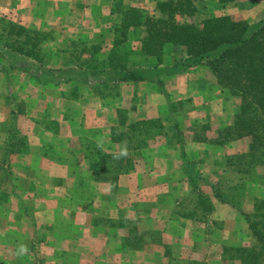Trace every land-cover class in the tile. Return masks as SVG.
<instances>
[{
    "label": "rangeland",
    "instance_id": "rangeland-1",
    "mask_svg": "<svg viewBox=\"0 0 264 264\" xmlns=\"http://www.w3.org/2000/svg\"><path fill=\"white\" fill-rule=\"evenodd\" d=\"M173 1L113 0L106 13L115 8L129 20L166 23L230 16L255 24L264 18V0H197L193 16L170 14ZM159 2L167 3L166 9ZM34 13L42 17V5ZM121 14L110 17L117 16V27L101 31L109 50L101 52L93 40L96 57L90 61L88 49L70 45L61 68H98L113 49L120 66L147 72L152 81L137 83L134 91L123 87L136 94L117 115L110 107L118 88H100L103 101L96 109L75 103L86 93L79 80L56 88L28 77L32 61L45 62L52 32L35 29L37 35H28L23 53L33 51L34 58L11 51L26 34L18 42L13 36L4 40L10 45L4 50L12 54L0 59L7 69L6 76L0 71V102L6 104L0 103V264H264V165H258L264 159L259 152L242 156L249 153L250 138L233 139L226 130L238 98L204 65L183 67L179 48L167 46L161 62L145 55L144 28L125 29ZM18 16L1 12L0 33L7 21L30 28L27 18ZM76 54L83 58L76 60ZM34 104L44 107V116L28 112ZM17 106L14 123L26 147L10 155L6 167L3 143ZM43 126L52 135H43ZM192 172L201 181L196 183ZM205 180L232 204L218 203ZM245 215L256 222L262 242Z\"/></svg>",
    "mask_w": 264,
    "mask_h": 264
},
{
    "label": "trees",
    "instance_id": "trees-1",
    "mask_svg": "<svg viewBox=\"0 0 264 264\" xmlns=\"http://www.w3.org/2000/svg\"><path fill=\"white\" fill-rule=\"evenodd\" d=\"M218 1L219 3H227L232 0ZM196 2L197 0H175L173 1L174 8L169 13H177L180 16H193L197 8ZM157 4L158 6H163V9L168 6L165 2ZM113 10L117 14H121L118 10ZM120 20L125 29L140 26L144 28L143 33L145 30V34L141 38V51L145 55L156 56L161 62L167 46H173L179 48L184 54L181 59L183 67L204 65L210 71L216 83L226 88L232 96L237 97L239 100L232 124L231 126L228 125L226 130L228 134L233 135V139L250 138L249 153L242 156L254 158L259 152L264 159V18L255 24L237 21L230 16L205 18L199 24L178 21L166 23L162 20H153L147 17L142 18V20L140 18L139 20H129V16L125 12L120 15ZM5 29L8 31L7 34H3ZM30 33H35V29L7 21L2 26L0 33V59L5 58L4 54H12V52L4 50L10 47L9 43L4 40L13 36L14 38L11 40L18 42L17 39L22 34L27 35L23 39L24 42H21L22 44L17 49H11V51L27 57L33 55L32 57L34 58L37 54L33 53V51L24 50L25 52L23 53V46L29 42L28 35ZM35 34L37 35L38 33ZM6 58L9 57L6 56ZM118 58L115 51L111 49L106 59L101 61L103 64L102 68L87 67L93 69L89 72L86 69L81 71L78 69L54 70L46 68L43 66V59L40 58L37 62L32 61L33 64L30 65V71L33 73L30 76L28 75V77L34 82L42 85H47L48 83L56 88L63 83L69 84L75 80L85 84H92L91 78L93 77L104 79L103 82L105 83H139L153 80L147 72L120 66ZM9 61L8 64H11L12 68L15 66L14 69L17 70L18 67L10 59ZM19 70L25 72L23 69ZM0 71L4 73V76L7 75V69L1 63ZM166 71L167 69H164L162 72ZM95 83L98 82L95 81ZM165 95L167 96V93ZM17 108L18 106L14 107L10 112L11 122L9 125H12L8 129L3 143L5 148L3 161L6 163V167L9 165L10 155L21 153L22 149L26 147L25 137L19 135L14 123L20 111ZM149 122L151 124L153 121ZM130 127L132 128L133 126L131 125ZM182 156L184 157V154ZM258 165H264V160H260ZM7 172L8 169H5V173ZM192 178L197 183L201 181L202 177L192 172ZM208 182L209 180L204 181L211 187L215 198L221 203L232 204L224 195L217 191L214 185ZM207 200L204 198V203L208 206V209H211V203H209L210 201L207 202ZM261 203L264 204V199ZM245 218L248 227L253 231V235L258 241L262 242V234L256 233V222L254 223L248 215H245ZM247 263L249 264V262H242V264Z\"/></svg>",
    "mask_w": 264,
    "mask_h": 264
},
{
    "label": "crops",
    "instance_id": "crops-1",
    "mask_svg": "<svg viewBox=\"0 0 264 264\" xmlns=\"http://www.w3.org/2000/svg\"><path fill=\"white\" fill-rule=\"evenodd\" d=\"M113 0H36V3L34 5L26 4L23 0H14L12 2L11 0H0V13L1 12H12V15L17 16L21 18L23 15L25 18H27V25L30 26V28L41 30L42 32L50 31L52 34H54L53 39L50 41L49 45V53L45 58V62L43 63V66H48L50 68L55 69H61L64 65V60L68 57V54L66 50H68V47L73 46L75 44L81 46L82 49H88L89 59L88 60H95V56H92L93 51L92 47L93 40H96L97 42H100L102 45V51L105 52V50L108 49V43L104 38H102L101 31L109 26V28H115L118 26L116 22L114 21L115 18L117 20V16L115 15L114 19H111L114 15V10H111V13H106L107 10L111 9ZM26 4V5H24ZM38 4V5H37ZM42 5V17L39 15H35L36 7ZM115 9V8H114ZM106 19V20H105ZM120 19V18H119ZM105 20V21H104ZM109 22H106L108 21ZM106 22V23H105ZM93 23V25H92ZM56 33V34H55ZM105 40V41H103ZM92 44V45H91ZM72 49V47H71ZM108 54V53H107ZM100 55V54H99ZM106 56L102 58L103 61L106 59ZM76 60L82 59L80 55H74ZM100 67L98 64V68L94 69H101L102 68V62H100ZM89 65V63L87 64ZM75 66V65H74ZM76 70L84 71L85 69L89 72L93 69L87 68L86 66H81L80 64L78 66H75ZM81 68V69H79ZM92 84L88 83L85 84L82 83V90L86 91V95L84 94L83 97L78 96V98L74 101L75 103L79 104V106H83V102L85 103V106H95L96 109H99L98 107H101L102 105V95H99L97 92L100 91V88H108L111 86V88H118L116 90V94H114L116 97H114L113 105L110 107V113H114L113 115H117L119 112V109L128 102H130L131 97L135 96L136 93L133 94H126L123 92V87H129L130 89L133 88V91L135 87L137 86L136 82H117V83H111V82H103L104 79L93 77L91 78ZM98 82V83H95ZM75 83V81H72V84ZM78 84V83H77ZM77 84H74L75 87ZM97 84V85H96ZM125 84V85H122ZM140 87V85H139ZM121 96V98L119 97ZM1 101V100H0ZM73 101V102H74ZM93 101H95L96 105H93ZM92 102V103H90ZM2 103V106L5 107V102ZM107 106V105H105ZM31 109L28 110V112H31L33 110L38 111L41 116H44V107L42 109L40 108V105L34 104V106H29ZM83 108V107H82ZM104 108V107H103ZM106 108V107H105ZM139 108V107H138ZM4 109V108H3ZM84 109V108H83ZM81 109V110H83ZM136 111H134L135 114ZM137 114V112H136ZM37 116V115H34ZM40 116V117H41ZM49 128H42V134H46L49 137L50 132ZM45 132V133H44ZM52 135V134H51ZM60 138H59V137ZM55 137L56 141H62L65 140L62 136L58 135ZM63 144V141L61 142ZM206 157H211L210 155H207ZM213 163V162H212ZM213 165V164H211ZM155 169V168H154ZM212 183V182H211ZM159 183H156L154 185H158ZM216 201L219 203L220 201L214 197ZM216 201H212V203H216ZM221 203V202H220ZM213 226V225H211ZM205 228V227H204ZM219 227H214L212 230H219ZM207 232L208 230L205 229ZM204 231V233H205ZM192 234V233H191Z\"/></svg>",
    "mask_w": 264,
    "mask_h": 264
},
{
    "label": "clouds",
    "instance_id": "clouds-1",
    "mask_svg": "<svg viewBox=\"0 0 264 264\" xmlns=\"http://www.w3.org/2000/svg\"><path fill=\"white\" fill-rule=\"evenodd\" d=\"M123 154V153H122Z\"/></svg>",
    "mask_w": 264,
    "mask_h": 264
}]
</instances>
